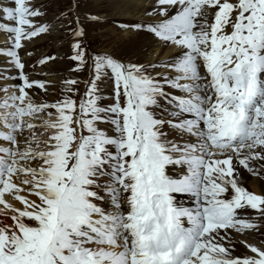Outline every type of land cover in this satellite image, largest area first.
<instances>
[{"label": "snow or ice", "instance_id": "1", "mask_svg": "<svg viewBox=\"0 0 264 264\" xmlns=\"http://www.w3.org/2000/svg\"><path fill=\"white\" fill-rule=\"evenodd\" d=\"M151 3L119 27L164 59L91 53L80 27L69 58L88 79L53 101L22 56L52 31L45 6L0 8V59L16 70L0 68V264H264L249 239L264 235V193L240 182L264 176V0Z\"/></svg>", "mask_w": 264, "mask_h": 264}, {"label": "rangeland", "instance_id": "2", "mask_svg": "<svg viewBox=\"0 0 264 264\" xmlns=\"http://www.w3.org/2000/svg\"><path fill=\"white\" fill-rule=\"evenodd\" d=\"M61 2L62 1L60 0H41V3L45 6V10L47 11L46 16L56 14L57 11L61 9L65 10L68 4L66 5L63 4V6H60V4L58 3ZM73 2L81 11H90L95 16H98L100 13H105V12L107 13L109 11L108 10L109 7L107 5L108 3L106 2L95 4L93 3L92 0H81V3L79 5L77 4L76 0H73ZM105 19L106 22L101 24L95 22H88L87 24V26H89L87 29V33H89L88 39L90 40L91 47L96 51L101 50L108 52L109 54L113 55L114 57L120 60H131L135 63L144 62L148 55V53L145 52L147 48L146 46H144L145 36L142 37L141 35L137 34L133 37L131 36L126 38L117 37V35L114 32L110 31L109 28L115 29L116 26L112 25L111 21H115L116 19H120V18L108 17ZM42 40H43L42 49H45L47 45L51 43V41L47 38H42ZM142 58L144 59L142 60ZM67 66H68L67 62H63L60 71L64 72ZM75 67H76V62L74 61V63L72 64V69ZM72 69H71L72 76L75 77V75H77L79 72H74L72 71ZM60 77H62V75ZM53 94L54 92H51L50 95L47 96L43 95L44 96L43 99L48 101H53L54 98ZM48 96H50L51 98Z\"/></svg>", "mask_w": 264, "mask_h": 264}, {"label": "bare ground", "instance_id": "3", "mask_svg": "<svg viewBox=\"0 0 264 264\" xmlns=\"http://www.w3.org/2000/svg\"><path fill=\"white\" fill-rule=\"evenodd\" d=\"M93 3L99 4L101 2H106L108 3V12L106 13H100L97 17V20L101 21H106L105 18L108 17H115V18H120L116 20H132V19H138V20H143L145 19V13L146 10L152 7L151 0H92ZM104 5V4H103ZM104 8V7H103ZM57 26H54L52 29V32L49 34L51 40L53 43H56V31ZM110 31L114 32L117 37L120 38H126V37H133L137 34L132 33V32H125V33H120L116 29L109 28ZM140 35V34H139ZM144 37L145 45L147 50L145 52L148 53L146 60H152L155 61L157 59H164L165 54L167 52L166 49H161L158 47L157 42L147 36V35H141ZM0 37V42L3 41ZM144 58H142L143 60ZM144 61V62H145ZM60 69V62L55 61L54 63H48L47 65H44L42 68H39L34 72L31 77L33 79H44L47 81L55 82L57 77L54 75L56 73L55 71ZM42 75V76H40ZM44 76V77H43ZM41 96H38L40 98ZM250 173L241 170L240 172V182L243 186H245L248 190L255 192V193H262L264 190V183L261 182L256 177H252L249 175ZM264 193V192H263ZM242 238L239 236L235 237V241L237 243H240L239 241ZM252 243H255V241L250 237Z\"/></svg>", "mask_w": 264, "mask_h": 264}]
</instances>
